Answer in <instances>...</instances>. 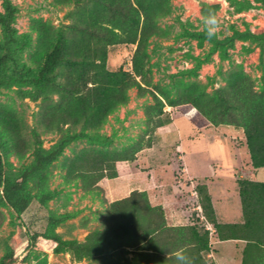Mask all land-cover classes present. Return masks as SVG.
I'll return each instance as SVG.
<instances>
[{"label": "rangeland", "instance_id": "rangeland-1", "mask_svg": "<svg viewBox=\"0 0 264 264\" xmlns=\"http://www.w3.org/2000/svg\"><path fill=\"white\" fill-rule=\"evenodd\" d=\"M9 8L12 36L1 22L8 20ZM208 8L221 22L211 41L199 20V12ZM76 11L75 0H0L1 169L3 178L22 182L31 198L19 215L0 189V264L91 263L66 245H86L102 226L105 198L86 192L80 175L109 169V162L99 163L106 153L141 149L122 169L129 175L111 178L113 171H104L112 202L135 190H155L159 205L173 208L177 200L182 206L207 205L206 182L198 173H211L210 163L216 170L210 179L215 188L240 193L243 183H264V167L254 165L242 128L195 122L179 99L195 85L219 94L243 73L259 95L256 105L264 106V0H171L140 53L137 44L107 48L106 69L136 79L127 103L98 125H67L62 132H50L43 125L45 103L34 101L29 92L54 40L76 24ZM72 136L76 138L66 141ZM61 143L55 161L40 162ZM42 195L51 198L41 204ZM197 212L204 214L203 209Z\"/></svg>", "mask_w": 264, "mask_h": 264}, {"label": "trees", "instance_id": "trees-1", "mask_svg": "<svg viewBox=\"0 0 264 264\" xmlns=\"http://www.w3.org/2000/svg\"><path fill=\"white\" fill-rule=\"evenodd\" d=\"M170 1L75 0L78 20L54 40L29 92L34 101L45 103L43 125L46 130L62 132L67 125H98L111 110L127 103V93L136 79L127 72L106 69L107 48L137 44V53H140L150 36L157 32L155 20L165 12ZM8 17L1 22L12 36L13 11L10 8ZM56 70H59L57 74ZM258 98L252 80L243 73L219 94L210 95L202 86L195 85L183 90L179 97L180 103L195 115V122L242 128L254 165L264 167V106L256 105ZM75 138L68 137L66 141ZM63 148L64 143H61L46 158H40V162L55 161ZM140 150L131 148L103 154L99 163L109 162V169L81 173L83 189L102 195L107 211L102 226L91 233L86 245L76 246L71 242L66 246L79 258H87L90 264H163L167 252L181 247L195 257V264H213L207 259L210 233L200 222L192 226H169L164 209L152 206L146 192L135 190L122 200H110L109 177L104 171H113L111 178L129 175L122 169L127 168V163L133 161ZM115 164L121 170H116ZM1 166L0 158L2 199L21 215L28 209L31 198L25 193L22 182L12 183L3 178ZM240 186L245 222L242 226L226 228L239 232L264 257V183ZM50 198L42 195L39 201L45 204ZM201 207L205 219L219 230L222 226L217 224L209 195L207 205Z\"/></svg>", "mask_w": 264, "mask_h": 264}, {"label": "crops", "instance_id": "crops-1", "mask_svg": "<svg viewBox=\"0 0 264 264\" xmlns=\"http://www.w3.org/2000/svg\"><path fill=\"white\" fill-rule=\"evenodd\" d=\"M181 157L184 158L185 155L183 154ZM209 169L212 170L211 173H198V177L206 182L207 192L211 198L217 224L222 226L219 230L205 219L204 214L202 215L197 212L199 210L202 211L200 205L190 206L186 204L182 206L180 201L177 200L175 206L171 208L166 204L159 205L155 201V190L139 192L148 193L149 201L152 206H161L164 209L167 223L171 227L192 226L199 222L196 217L200 218L201 221L205 219V224L202 226L210 233V252L207 258L211 263L263 264L264 257L260 250L252 246L251 242L240 236L239 232H236V230L226 228V226H242L245 222L239 191L237 189L215 188L210 179L212 175L216 174V170L211 163L209 164ZM232 234H234V236Z\"/></svg>", "mask_w": 264, "mask_h": 264}, {"label": "clouds", "instance_id": "clouds-1", "mask_svg": "<svg viewBox=\"0 0 264 264\" xmlns=\"http://www.w3.org/2000/svg\"><path fill=\"white\" fill-rule=\"evenodd\" d=\"M199 20L205 38L208 41L216 38L221 26L217 12L212 8L201 10L199 12ZM163 264H195V257L186 248L181 247L170 253L167 252Z\"/></svg>", "mask_w": 264, "mask_h": 264}, {"label": "built area", "instance_id": "built-area-1", "mask_svg": "<svg viewBox=\"0 0 264 264\" xmlns=\"http://www.w3.org/2000/svg\"><path fill=\"white\" fill-rule=\"evenodd\" d=\"M194 195H196V193H194Z\"/></svg>", "mask_w": 264, "mask_h": 264}]
</instances>
